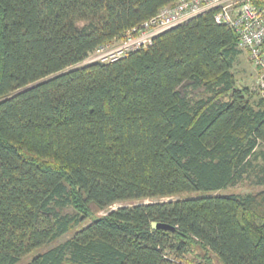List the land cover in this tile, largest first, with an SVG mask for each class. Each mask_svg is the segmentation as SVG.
<instances>
[{
	"label": "trees",
	"instance_id": "obj_1",
	"mask_svg": "<svg viewBox=\"0 0 264 264\" xmlns=\"http://www.w3.org/2000/svg\"><path fill=\"white\" fill-rule=\"evenodd\" d=\"M174 1L0 0V264L78 226L23 264H264V189L218 192L264 185L237 33L208 10L83 62Z\"/></svg>",
	"mask_w": 264,
	"mask_h": 264
},
{
	"label": "built area",
	"instance_id": "obj_2",
	"mask_svg": "<svg viewBox=\"0 0 264 264\" xmlns=\"http://www.w3.org/2000/svg\"><path fill=\"white\" fill-rule=\"evenodd\" d=\"M208 10L214 11L217 23L228 25L237 33L239 46L248 51L258 72L257 86L263 93L264 0H175L128 29L121 40L97 47L83 62L114 61L150 45L158 34Z\"/></svg>",
	"mask_w": 264,
	"mask_h": 264
},
{
	"label": "rangeland",
	"instance_id": "obj_3",
	"mask_svg": "<svg viewBox=\"0 0 264 264\" xmlns=\"http://www.w3.org/2000/svg\"><path fill=\"white\" fill-rule=\"evenodd\" d=\"M238 48L240 49V53L238 54V56L236 57V59L233 63L232 71L234 73V77L236 79L237 84L240 87L247 86L249 88L251 100L255 101V100H257L258 96L261 94L260 90L257 86L258 72H257L256 68L254 67L252 61L250 60V57H249L247 50L241 48L240 46H238ZM261 148L264 149V146H262ZM260 189H264V185L253 184L250 181V179L246 178V179H244V181L242 183L237 184L235 186H231L227 189L220 190L218 192L221 194L227 193V192H256ZM170 198H172V197H170ZM162 199H168V198H152V199L149 198V199H144V201L147 202V201H151V200H162ZM126 204H130V203L127 201L126 202H118V203L113 204L109 208H107L103 211H100L99 213L100 214L105 213L108 210L117 207L118 205H126ZM65 211L70 212V213L73 212V210L70 207L65 209ZM88 222H89V220H85V221H83L82 224L85 225ZM78 227L70 230L69 232L64 233L55 242H53L49 245H45V246L37 249L34 253H31V254L23 257L21 260H19L15 264H23L24 262L28 261L36 252L43 251V250H45L51 246H54L58 243L63 242L64 240L70 238L73 235L74 231Z\"/></svg>",
	"mask_w": 264,
	"mask_h": 264
},
{
	"label": "water",
	"instance_id": "obj_4",
	"mask_svg": "<svg viewBox=\"0 0 264 264\" xmlns=\"http://www.w3.org/2000/svg\"><path fill=\"white\" fill-rule=\"evenodd\" d=\"M154 227H163V228H168L167 225H163V224H155Z\"/></svg>",
	"mask_w": 264,
	"mask_h": 264
}]
</instances>
